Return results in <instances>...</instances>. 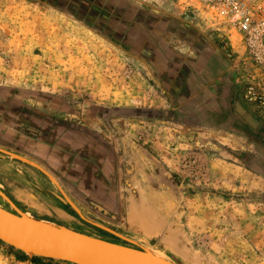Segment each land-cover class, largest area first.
I'll use <instances>...</instances> for the list:
<instances>
[{
  "label": "rangeland",
  "instance_id": "374dc122",
  "mask_svg": "<svg viewBox=\"0 0 264 264\" xmlns=\"http://www.w3.org/2000/svg\"><path fill=\"white\" fill-rule=\"evenodd\" d=\"M61 2L0 0V118L16 109L6 102L17 106L28 100L59 103L70 112L71 121L95 125L124 143H138L149 156L135 155L142 163L138 178L158 169L170 172L178 185L177 195L168 196L160 189L157 196L161 199L158 209L166 218L164 227L170 234L174 233L168 228L176 230L189 254L190 259L176 254L182 263L264 264V202L232 197L264 193V138L235 119L226 128L210 122L212 109L219 103L221 78L231 73V91L237 86L241 98L242 87L257 75V69L244 60L240 37L227 38L205 27L206 22L192 12L191 0L121 1L127 8L148 10L149 19L167 18L163 24L168 29L175 21H189L198 32L205 30L221 39L220 44L216 41L224 46L219 50V72L225 75L218 76L220 67L206 72L203 62L197 63L198 73L191 74L187 89H183L188 93L184 103L172 99L170 89L158 81L162 75L149 61L153 60L150 55L142 57L148 63L138 59L140 55L133 57L132 49H122L106 39L68 12L66 5L58 8ZM184 53L194 54L189 49ZM188 76L182 74V81ZM110 109H152L167 116L119 117L108 115ZM216 121L222 124L227 120ZM150 157L157 161L155 165ZM140 183L144 188L143 180ZM0 185L4 186L1 179ZM111 225L120 230L118 233L133 234L124 224L121 228L118 223ZM15 252L0 244V264H35L29 257L20 261Z\"/></svg>",
  "mask_w": 264,
  "mask_h": 264
},
{
  "label": "crops",
  "instance_id": "0c3cea01",
  "mask_svg": "<svg viewBox=\"0 0 264 264\" xmlns=\"http://www.w3.org/2000/svg\"><path fill=\"white\" fill-rule=\"evenodd\" d=\"M121 1L84 0L86 6L83 12L77 6L71 9L84 15L85 20L92 27L95 24H100L101 31L104 32V34L101 33L103 37L115 44L117 43L122 49L128 46L137 47L139 52H137L138 50L132 51L133 57L136 58L140 55L141 57L138 58V56L137 58L144 62L146 61L143 60L144 57L150 55L153 60L147 59L155 65L158 73L162 75L158 76V81L166 89H170L172 99L177 97V100L183 102L187 98L188 93L185 90L189 85L191 74L198 73L197 63L202 61L204 65L202 69L206 72L222 66L219 50L223 49L224 46L216 44V41L220 44L221 39L209 35L205 30L198 32L194 26L192 27L193 24L186 21V18L182 16L179 18L188 24L175 21L173 28L168 29L163 24L167 18L163 17L157 21L153 20L154 24L151 27L148 23L150 20L148 10H139L136 7L127 8ZM158 15L160 14L157 13ZM138 26L140 30L133 33L131 37L133 41L127 45L126 39L130 34V28H138ZM138 41L139 43H137ZM225 47H230V43H225ZM185 48L194 54L184 53ZM182 58L185 59L184 62H182L183 60L180 61ZM217 70L218 76L225 75L224 72L220 74L221 67L220 70ZM166 72L169 75L165 76ZM182 74L189 75L188 79L186 78L187 81H182L184 77ZM221 80H223V84L219 88L218 95L220 104L217 102L216 105L218 106L215 107L214 105L210 114V122L226 128L233 119L238 121L235 118L239 116L236 97L242 107L245 110L247 108L240 98V90L238 93L235 89L233 92L231 91V73L223 76ZM7 103L16 109H9L5 113L7 117L4 115L2 119L0 118L2 120L0 131L3 130L0 132V147L27 157L44 168L67 196L86 212L90 219H107L108 223L117 224L118 219H120V202L123 192L120 180L121 173L115 164L119 147L114 143L119 140V137L116 134H105L99 127L90 123L78 124L76 121H71L70 112L64 111L59 103H39L32 100H28L20 106L10 104V102H6V105ZM182 108L179 109V112L182 111ZM226 111L229 112L228 117L225 114ZM66 115L69 117L66 118ZM223 119L227 120L226 123L218 124L216 121ZM102 123L108 125V121ZM1 162L3 163H0V179L3 185H8V183L21 185L20 187L25 192L31 194L34 199L40 201L47 208L55 211L62 220L72 219L70 215L76 216L70 207L64 208L65 212L62 213L58 210L62 206L55 200L40 198L37 193L32 192L31 183L25 182L18 175L21 172L32 183L48 190L56 189L54 184L41 172L29 165L16 162L9 156ZM62 222L58 224H62Z\"/></svg>",
  "mask_w": 264,
  "mask_h": 264
},
{
  "label": "water",
  "instance_id": "95a60500",
  "mask_svg": "<svg viewBox=\"0 0 264 264\" xmlns=\"http://www.w3.org/2000/svg\"><path fill=\"white\" fill-rule=\"evenodd\" d=\"M61 3L64 4V1ZM65 4L67 5L66 2ZM94 28L101 30V25L95 24ZM236 101L239 116L234 117L246 129L264 138V123L245 110L237 97ZM107 112L108 115L138 119H162L167 116L162 111L152 109H110ZM0 154V163L9 156L16 162L29 165L41 172L56 189L48 190L32 183L21 172L18 175L25 182L31 183L32 192L37 193L40 198L55 200L62 206L63 209L58 208L62 213L65 212L64 208L70 207L76 215L69 214L72 219H64L62 224L33 218L16 208L0 191V196L12 206V210L0 207V244L29 258L38 257L68 264H184L176 254L165 248L162 234L148 235L137 224L128 221L126 224L133 234L118 233L107 226L109 224L117 228L107 221L90 219L40 165L2 147ZM232 197L264 202L262 192ZM222 198L229 201L225 196ZM118 226L121 228L123 224ZM154 250H162L164 257L157 255ZM171 255L176 257L172 258Z\"/></svg>",
  "mask_w": 264,
  "mask_h": 264
},
{
  "label": "flooded vegetation",
  "instance_id": "af4514ba",
  "mask_svg": "<svg viewBox=\"0 0 264 264\" xmlns=\"http://www.w3.org/2000/svg\"><path fill=\"white\" fill-rule=\"evenodd\" d=\"M114 144H117L119 147L115 164L121 173L120 180L123 189L120 202V219L117 223L124 224L125 229H127L125 221L129 220L134 222V219H137L139 216L141 222L147 226L148 232L158 229L160 233H162V237L165 234L170 235L167 239L174 243V247H170V251L184 259H190L185 247L179 242V237L175 234H170L167 228L164 227L166 218L164 213L158 209V206L161 205V199L157 196L160 189L165 191L168 196L177 195L178 185L174 177L168 171H160L157 169L158 171L154 170V174L146 173L144 174V178H138V170L141 169L142 163L139 160L136 161L135 155L137 152L135 150L133 152V149L136 148L137 151L145 155L144 157L147 159H149V156L139 148L140 146L138 143H124V141L118 140ZM126 151H128V155H126ZM150 161L153 164L157 163L152 157H150ZM142 180L144 182V188L140 183ZM20 186H17L16 183H8V185H0V191L16 208L28 216L55 223H60L62 221L55 211L47 208L40 201L34 199L31 194L25 192ZM124 189H128L129 192L125 194ZM0 207L5 210H12V206L1 196ZM144 220H149V223H145ZM112 229L115 230L113 227ZM116 231L120 232V230Z\"/></svg>",
  "mask_w": 264,
  "mask_h": 264
},
{
  "label": "built area",
  "instance_id": "2783aa9c",
  "mask_svg": "<svg viewBox=\"0 0 264 264\" xmlns=\"http://www.w3.org/2000/svg\"><path fill=\"white\" fill-rule=\"evenodd\" d=\"M191 10L205 27L225 37L237 35L244 60L257 69L241 89V100L264 123V0H191Z\"/></svg>",
  "mask_w": 264,
  "mask_h": 264
},
{
  "label": "trees",
  "instance_id": "16d2710c",
  "mask_svg": "<svg viewBox=\"0 0 264 264\" xmlns=\"http://www.w3.org/2000/svg\"><path fill=\"white\" fill-rule=\"evenodd\" d=\"M60 1H64V4H62V3L60 4L59 3L58 4V8L63 9L62 7H64L66 5L65 2H67V5L66 6L69 7V8H66V9H68L67 11L70 12V13H72L73 15H75L78 19L83 20L86 23V25H89L90 27H92V25L87 20H85L84 15H81L78 11H75V10L72 11V9H71L72 7H76L77 6V8L78 9L81 8L80 10L83 12L84 11V8L86 6L84 0H71V1L70 0H60ZM117 8H119V7H117ZM153 17H156L157 18V16H155V15H153ZM153 20L154 19L150 18V20H148V23L151 24ZM92 28L94 30H97L99 33H103L104 34V32L101 31L100 29H95L94 27H92ZM135 28L136 27H131L130 28L131 29L129 31L130 34L128 35V37L126 39L127 45L131 44V42L133 41V39L131 37L133 36V33L136 32V29ZM137 43H139V41ZM128 48L132 49L133 51H137V49H138L137 47H132L131 48L129 46H128ZM10 250L13 251V249H11V248H10ZM15 254H16L17 258L20 261H23V260H26L27 259V257L25 255H23V254H21L19 252H15ZM31 260L35 264H68V263H63V262H59V261H54V260H51V259H42V258H38V257H33V258H31Z\"/></svg>",
  "mask_w": 264,
  "mask_h": 264
},
{
  "label": "bare ground",
  "instance_id": "6f19581e",
  "mask_svg": "<svg viewBox=\"0 0 264 264\" xmlns=\"http://www.w3.org/2000/svg\"><path fill=\"white\" fill-rule=\"evenodd\" d=\"M134 220L135 221L132 222V223L137 224L144 233H146L148 235H155V234L160 233V230H158V229H154L152 232H148L147 226L144 223L141 222V219H139V216H138L137 219H134ZM144 222L148 224L149 223V220H144ZM168 229L171 230L174 234H177L175 229H172V228H168ZM168 237H170L169 234H165L163 236L164 246H165L166 249H169L170 250V247H174V243L172 241H170L169 239H167ZM154 252L157 255L164 257V252L162 250H154Z\"/></svg>",
  "mask_w": 264,
  "mask_h": 264
}]
</instances>
